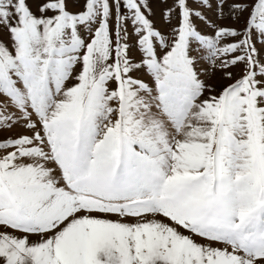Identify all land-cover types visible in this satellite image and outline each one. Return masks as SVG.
I'll return each mask as SVG.
<instances>
[{"label":"snow or ice","instance_id":"6c2138e0","mask_svg":"<svg viewBox=\"0 0 264 264\" xmlns=\"http://www.w3.org/2000/svg\"><path fill=\"white\" fill-rule=\"evenodd\" d=\"M152 15L0 0V264H264V0Z\"/></svg>","mask_w":264,"mask_h":264},{"label":"rangeland","instance_id":"374dc122","mask_svg":"<svg viewBox=\"0 0 264 264\" xmlns=\"http://www.w3.org/2000/svg\"><path fill=\"white\" fill-rule=\"evenodd\" d=\"M150 6L152 8V19L155 21L156 26L160 28L162 31H167V26L166 24L162 21L161 19V13L162 11L169 5L171 4V0H149ZM35 10V9H34ZM77 10L75 7L73 8V11ZM209 16L212 20H216V17L212 14L209 13ZM218 23H228V21H218ZM200 67H206V65H201ZM233 71L238 72L239 69H234ZM210 83L216 84L217 86L222 85L227 83V81L222 80L220 78V74L217 73L215 76H213L210 81ZM22 129H14L13 133L15 134L16 132H20ZM9 133H5V135H8ZM111 219H118V217H110Z\"/></svg>","mask_w":264,"mask_h":264}]
</instances>
